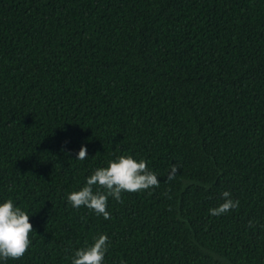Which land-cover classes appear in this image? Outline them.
<instances>
[{"label": "trees", "instance_id": "trees-1", "mask_svg": "<svg viewBox=\"0 0 264 264\" xmlns=\"http://www.w3.org/2000/svg\"><path fill=\"white\" fill-rule=\"evenodd\" d=\"M120 155L159 187L109 197L107 220L73 208ZM224 191L239 207L212 216ZM9 198L34 232L0 264H72L101 234L103 264H264V0H0Z\"/></svg>", "mask_w": 264, "mask_h": 264}, {"label": "clouds", "instance_id": "clouds-1", "mask_svg": "<svg viewBox=\"0 0 264 264\" xmlns=\"http://www.w3.org/2000/svg\"><path fill=\"white\" fill-rule=\"evenodd\" d=\"M86 158L87 148L82 145L76 160L82 161ZM176 171L178 169L173 165L169 179L173 178ZM159 183L156 173L148 168L147 161H137L131 155H120L110 160L107 167L94 170L80 190L67 196V201L73 208L87 207L97 216L102 215L107 220L111 218L110 212L106 210L109 197L122 203V193H135L159 187ZM222 198V204L209 209L212 216H220L239 207V200H233L230 192L224 191ZM29 216L26 211L15 206L11 198L0 203V259L18 260L28 251L32 243L30 233L34 232ZM249 226H254L252 221H249ZM85 244V247L74 253L72 264H103L110 244L108 236L101 234L94 238L91 246H87V242Z\"/></svg>", "mask_w": 264, "mask_h": 264}]
</instances>
